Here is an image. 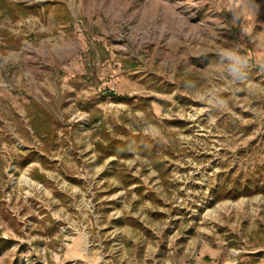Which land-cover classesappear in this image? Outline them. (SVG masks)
Instances as JSON below:
<instances>
[{
	"label": "rangeland",
	"instance_id": "obj_1",
	"mask_svg": "<svg viewBox=\"0 0 264 264\" xmlns=\"http://www.w3.org/2000/svg\"><path fill=\"white\" fill-rule=\"evenodd\" d=\"M12 1L39 12L0 8V264H264V192L217 196L264 185V0ZM118 124L164 178L99 156Z\"/></svg>",
	"mask_w": 264,
	"mask_h": 264
},
{
	"label": "trees",
	"instance_id": "obj_2",
	"mask_svg": "<svg viewBox=\"0 0 264 264\" xmlns=\"http://www.w3.org/2000/svg\"><path fill=\"white\" fill-rule=\"evenodd\" d=\"M0 8L3 14H7L10 18L16 19L19 15H38L39 9L32 8L28 5L14 2L12 0H0ZM29 107L31 112V124L35 135L43 141H50L55 137L53 115L46 112L39 102L34 98H29ZM102 116H93L90 119V124L100 122ZM96 135H99V139L96 141V150L99 156L103 159L109 157H117L119 159H128L137 154L150 160L156 170L160 172V176L164 178L165 161L163 156L166 154L167 145L151 139L149 136L143 133L132 132L124 125H115L113 131L100 125L97 127ZM36 153L31 152L26 155L23 160V165L29 164ZM2 174V171L0 172ZM35 179L42 180L40 175H34ZM260 180L257 182L248 183L247 188L240 191L238 189V182H233L232 190L227 192L224 197L221 191L224 189L220 187L217 191L218 198H231L237 199L242 195H249L254 193L264 192L263 187L260 186ZM253 186V187H252ZM219 199V200H220ZM6 241L0 237V251L3 249Z\"/></svg>",
	"mask_w": 264,
	"mask_h": 264
},
{
	"label": "clouds",
	"instance_id": "obj_3",
	"mask_svg": "<svg viewBox=\"0 0 264 264\" xmlns=\"http://www.w3.org/2000/svg\"><path fill=\"white\" fill-rule=\"evenodd\" d=\"M235 62L240 67H246L247 66V59L243 56H240L239 54H237L235 56ZM236 71L239 72V67L236 69ZM237 78H239V77H237Z\"/></svg>",
	"mask_w": 264,
	"mask_h": 264
},
{
	"label": "bare ground",
	"instance_id": "obj_4",
	"mask_svg": "<svg viewBox=\"0 0 264 264\" xmlns=\"http://www.w3.org/2000/svg\"><path fill=\"white\" fill-rule=\"evenodd\" d=\"M24 179H25V181L28 182V183H31V181H32L28 176H24Z\"/></svg>",
	"mask_w": 264,
	"mask_h": 264
}]
</instances>
